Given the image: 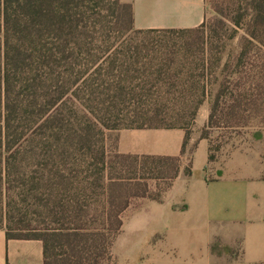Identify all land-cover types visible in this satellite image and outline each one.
I'll list each match as a JSON object with an SVG mask.
<instances>
[{
	"label": "trees",
	"instance_id": "obj_1",
	"mask_svg": "<svg viewBox=\"0 0 264 264\" xmlns=\"http://www.w3.org/2000/svg\"><path fill=\"white\" fill-rule=\"evenodd\" d=\"M223 2L232 12L229 37L240 33L221 61L222 49L211 41L218 36L203 43V21L134 28L125 0H0V214L10 220L13 204L28 199L39 204L45 224L31 233H13L7 224L6 237L39 239L44 264L110 259L129 200L161 198L146 193L144 179H166L165 191L180 170L190 175L196 141L182 166L187 124L204 99L197 138L206 140V161L214 159L208 128L233 125L243 105L255 107L253 90L264 77L257 48L264 54V0ZM113 27L177 34L183 51L146 46L168 43L166 36L109 40ZM196 40L197 50L190 49ZM173 127L183 130L175 155L124 153L115 144L111 153L104 145V128Z\"/></svg>",
	"mask_w": 264,
	"mask_h": 264
},
{
	"label": "crops",
	"instance_id": "obj_2",
	"mask_svg": "<svg viewBox=\"0 0 264 264\" xmlns=\"http://www.w3.org/2000/svg\"><path fill=\"white\" fill-rule=\"evenodd\" d=\"M125 1L131 3L134 28L193 27L205 15V0ZM165 18L172 19L170 26L164 25ZM118 131H127L120 133L116 146L124 153L175 155L183 137V130L177 127ZM244 156L231 152L217 178L204 180L202 176L201 187L217 186L216 191H191L177 200H166L163 195L158 201L147 198L141 202L164 207L159 223L146 228L142 236L143 251L137 253V264H264V176H260L261 167L254 157L249 171ZM230 161L234 172L226 174ZM136 228L134 231L140 232ZM121 232L120 227L117 234ZM214 240L229 250H211ZM109 253L112 264H121L115 262L110 248ZM0 264H44L41 241L6 237L1 226Z\"/></svg>",
	"mask_w": 264,
	"mask_h": 264
},
{
	"label": "rangeland",
	"instance_id": "obj_3",
	"mask_svg": "<svg viewBox=\"0 0 264 264\" xmlns=\"http://www.w3.org/2000/svg\"><path fill=\"white\" fill-rule=\"evenodd\" d=\"M217 8L220 12L215 10ZM231 13V10L224 5L223 0H205V15L202 20L204 29L203 43L207 41L206 45H208V42L212 39V37L218 36V38H213L211 41L214 42V44L216 42L217 49H222L219 51L221 54V61H223L226 57L225 53L234 47L237 35L240 33V31H238L232 38L229 37V34L232 32L230 24ZM162 21H164V25L166 26H170L172 24V19L170 18H165ZM108 25L111 26L112 24L108 23ZM159 34L160 32H133L126 34L125 32L116 31L115 27L110 29L108 32L109 40L114 41H120L122 38H127V36H130L131 39L135 40L166 36L171 39L168 43L166 40L162 39L159 42H155L153 45L146 44V46L155 48L171 47L179 53L180 51H183L178 48L180 46L184 47V45L177 34L163 33V36H160ZM190 36L194 35L191 34ZM173 40L174 42H171ZM196 41L197 42L191 45L190 49L197 50V44L199 41ZM93 43L98 44V42L94 40ZM255 47L257 46L255 45ZM257 48L259 49V54L264 56V54H262V46H258ZM214 50L217 51L216 49ZM252 58L253 56L250 55L246 60V64L251 62ZM212 84L215 85L214 83ZM253 92L257 97V105L255 107L243 105L244 110L237 115L238 121L235 124L230 125L229 123L220 122L214 127L208 128L207 131H209L211 152L214 154L213 160L206 161L207 143L206 140L201 139L194 147V151L190 153V175L186 176L180 170V173L173 180L172 185L165 190L166 192L164 191L166 179L149 175L144 179L146 193L150 195L158 193L161 197L164 195L166 200H177L186 196V194L191 191H216L215 187L217 186L212 185L206 186L205 188L201 187V184H203L202 176H205L207 180L217 178L218 170L221 172L223 166L225 165V161L231 152L246 155L244 156V162L249 165V171L253 169L252 157H254L257 164L261 167L260 176H264V77L261 78L260 83L256 86V88H254ZM249 108L251 110H248ZM207 111L208 101L207 99H204L199 105L193 119L187 124V131L189 134L188 140L185 144V152L182 156V166L186 164L187 157H189L187 151L190 149L192 143L198 140L197 137L203 127V123L205 122ZM249 111H251V113H249ZM247 117H249L248 122L244 125L241 124L243 119H247ZM118 130L119 129H103L104 145L107 150L111 151V153L115 150L113 148L114 144L115 148L117 146L120 133H127V131L119 132ZM255 130H258L260 133L258 138L253 137ZM217 146L218 150H214ZM232 160H234V158ZM202 163L204 164L201 168ZM231 164H233L232 161L226 165V174L234 172V170L230 169ZM246 174L247 171L243 175ZM137 185H139L138 187H142V184ZM215 185H217V183ZM133 189L134 188L129 191L132 192ZM146 200H148L146 197L134 196L129 200V206L122 212V232L117 234L114 239H112L110 246V251L116 263L137 264V253H142L143 251V245H140V242L143 234L146 233V228L159 223V220L161 219L160 215L164 206L157 205L154 202L141 204V202ZM40 209L41 208L37 202H30L28 199H25L22 202L19 200L12 206L10 220L5 221L2 213L0 214V226L7 227L8 224L13 233H31L33 232L31 230L33 227H42L45 225L42 221L44 218L38 214ZM134 228L140 229V232H135ZM213 243L214 251L216 252L229 250L226 244H223L218 240H214ZM54 250L55 252L61 251L58 247H55ZM232 252L234 254L237 253V248L232 250ZM96 264H112L111 255L110 259L98 257L96 259Z\"/></svg>",
	"mask_w": 264,
	"mask_h": 264
}]
</instances>
